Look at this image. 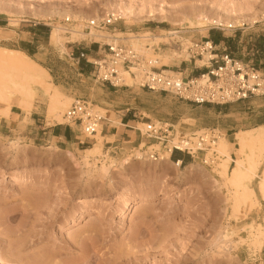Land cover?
Wrapping results in <instances>:
<instances>
[{
	"label": "rangeland",
	"instance_id": "rangeland-1",
	"mask_svg": "<svg viewBox=\"0 0 264 264\" xmlns=\"http://www.w3.org/2000/svg\"><path fill=\"white\" fill-rule=\"evenodd\" d=\"M123 6L132 8L135 18L126 17L119 8ZM263 9L264 0H0V48L26 52L67 98L58 109L50 106L41 88L27 108L19 105L17 96L6 93L0 98V107L5 108L0 114L18 105L27 114L43 113L51 126L44 134L38 127L26 128V120L16 131L0 133L1 264H48L46 258L63 264L78 260L87 248L97 253L94 264L100 256L105 260L130 250L136 257L125 258L122 264H264L261 150L255 156L260 167L247 182L254 190L249 202H237L236 187L219 177L224 163L216 148L219 143L214 148L220 155L213 165L204 164L203 155L195 161L185 157V166L193 162L190 170L175 167L171 159L153 162L134 157L148 141L143 131L153 122L170 123L177 135L218 127L227 139L224 125L245 117L236 132L264 131V96L211 104L217 111L204 109L167 92L140 88L130 71H123L124 80L117 87L100 83L94 66L78 58L82 50L100 57L101 44L117 39L148 57L161 54L156 67L188 69L187 75L206 64L205 59L191 58V46L212 40L219 55L264 69ZM110 13L122 18L101 31L88 28V20ZM55 26L60 27L59 41L51 39ZM169 30L178 33L168 34ZM155 37L159 45L153 43ZM75 98L90 101L97 113L111 118L105 127L118 129L120 140L106 135L104 125L103 137H86L78 122H68L66 113ZM230 110L234 114L227 115ZM208 121L215 125H202ZM60 127L75 134L74 147L54 136ZM95 146L100 153L91 154ZM149 146L168 155L161 144ZM236 147L232 145L233 160L238 156ZM234 164L229 165L230 177ZM103 165L108 171L102 170ZM143 197L147 198L143 205L123 211L127 201ZM93 228H97L95 239L90 236Z\"/></svg>",
	"mask_w": 264,
	"mask_h": 264
},
{
	"label": "built area",
	"instance_id": "built-area-1",
	"mask_svg": "<svg viewBox=\"0 0 264 264\" xmlns=\"http://www.w3.org/2000/svg\"><path fill=\"white\" fill-rule=\"evenodd\" d=\"M119 19L121 18L118 15L110 13L100 19L88 20L87 26L89 29L101 31L115 25ZM260 21H264V9ZM212 44V40L201 41L189 49L192 59L206 60L204 71L196 76L186 75L181 69L156 67L154 59L120 43L117 39L101 44L104 49L100 57L82 50L78 58L94 66L95 78L100 83L117 87L119 82L124 80L123 71H130L134 83L140 88L167 92L198 105H226L264 96V69L229 55L221 56L215 52ZM66 119L68 122H78L86 137L96 134L102 122L106 120L94 110L90 101L81 98L74 99L66 113ZM143 136L148 141L144 147H138L134 155L136 159L163 161L166 157L149 146L156 143L161 144L165 152L170 154V159L177 168L185 166V157L195 161L203 155L200 159L204 164H214L220 155L214 148L222 136V131L218 127L182 131L177 135L170 123L158 121L149 123L143 131ZM210 151L211 155H207ZM176 153H182L184 157H177Z\"/></svg>",
	"mask_w": 264,
	"mask_h": 264
},
{
	"label": "bare ground",
	"instance_id": "bare-ground-1",
	"mask_svg": "<svg viewBox=\"0 0 264 264\" xmlns=\"http://www.w3.org/2000/svg\"><path fill=\"white\" fill-rule=\"evenodd\" d=\"M123 7H119V8L120 9L122 8L121 12L126 17L135 18L136 13L133 11L132 8H130L128 6L127 7L123 6ZM183 14H184V12H183ZM120 18H122V17L120 16ZM213 22L214 23H220L221 21L214 19ZM255 22H257V19ZM255 22H253V23H255ZM227 23L231 26L233 25V23H231L230 21ZM59 30H60L59 26H55L54 29H52V32H51V39L52 40L59 41L58 40V38H60L59 37L60 35L58 33ZM177 33H178V31H176V30H169V32H168V34H177ZM153 43L159 45L160 44L159 39L157 37H155L153 40ZM146 48L149 50L151 47L150 48L146 47ZM133 49L137 50L135 48H133ZM151 58L154 59L155 62L157 63L161 58V54H158L157 56H154ZM156 63H154V64H156ZM155 66H157V64ZM49 78H50L49 72L43 66H41L37 61H35L32 57H30L26 52H24L22 50L8 49L5 47L0 48V98L3 96L2 94L6 95V93L8 94L7 96H9V97L17 96L19 105L23 108H27L28 106L27 107H25V106L30 105V103L35 99V96L37 95V89L41 88L44 91V93L49 97V101H50L49 103H50L51 107H53L54 109L62 108V105H64L65 102L67 101L66 100L63 102L62 100L63 99L65 100L67 98H66V96H62L61 92L59 90H57L56 88H54L52 82L49 81ZM65 107H66V105H65ZM232 114H234V113L231 110L227 113V115H232ZM101 132L103 133V124H101L100 128L98 129V134L97 135L93 134L92 136L103 137ZM224 136L220 137L219 141L217 142V143H219V144H217L218 147H216L219 150V152H222V154L224 155V163L221 165L222 171H220L218 175L222 180H225L226 182H229V184H231V186L236 187L235 189H237V190L234 193V195L236 196L235 198H236L237 202H239V201L240 202H249L248 199L254 195V192H253L254 190H251L252 188L248 187L247 182H251V180L253 179L254 175L256 174L258 168L260 167L259 166V160L258 159L256 160L255 156H256V150H261V152H259V153H264V131L261 128H256V129L247 130V131H243V130L238 131L236 133L235 141L231 142V144H229V141L226 138L224 139ZM156 145H159V144L156 143ZM232 145L237 146L236 149H237V155L238 156L234 160L231 157ZM100 150H101L100 147L95 146L91 150V154L100 153ZM165 159L169 161L170 160V154H168ZM231 161H234L235 164L233 166L232 176L230 177L228 175V169H229V165L231 164ZM192 163L189 165H186L185 169L190 170L191 167L193 166ZM208 165H213V164H208ZM100 167L105 172L108 171V169H109V167H107L105 165L100 166ZM263 175H264V173H263ZM24 181H26L27 183L29 182L28 179H26ZM23 185H26L25 182H23ZM260 186L262 189H264V182ZM262 189H260V190H262ZM263 193H264V191H263ZM167 196H168V194L165 193L164 197H167ZM82 199L83 200H81V201L86 200L85 197ZM146 199L147 198L143 197L141 199L127 201L126 206L123 209V211H127L130 207L132 208L134 204H138V206L143 205L144 204L143 202L146 201ZM96 215H98V216L102 215L101 210H96ZM91 233H92L90 235L91 237H94V239L97 238V235H98L97 234V228H93L91 230ZM75 243H76V241H75ZM91 251H89V249L87 248V250L85 252H83L81 254V256L78 258V260H76V261H73V260L67 261L66 260V262H64L63 264H81V263L83 264L84 261H85L84 264H94V262H96L95 260H98V257L96 259V255H97V253L95 254L96 251L95 252H94V250H91ZM134 254H136V253L134 251L130 250L126 253H121V254L116 253L114 256H111V257L105 256V258H106L105 260H104V258L102 260V257H104V256H100L101 257V258H99L100 262H98V263L99 264L100 263L101 264H122L123 263L122 261H124L125 258L129 259V257H131V258L136 257V255L133 256ZM138 259H139V257H138ZM45 262H48V264H49V262L51 264L53 262L55 264H61L62 263V262L60 263V261L55 260V258L54 259L46 258ZM0 264H1V262H0Z\"/></svg>",
	"mask_w": 264,
	"mask_h": 264
},
{
	"label": "crops",
	"instance_id": "crops-1",
	"mask_svg": "<svg viewBox=\"0 0 264 264\" xmlns=\"http://www.w3.org/2000/svg\"><path fill=\"white\" fill-rule=\"evenodd\" d=\"M185 73L188 71V69L184 70ZM204 71L203 68H201L198 72H190L189 74L196 76L199 75L200 73H202ZM201 107H203L204 109H214L215 111H217V106H211V104H204L201 105ZM4 107H0V111L4 110ZM223 111V110H222ZM108 112V109H107ZM42 117V119L40 118ZM107 121L113 122L111 120V118H108V116L105 117ZM245 119V117H235L232 121H230L229 124L224 125V130H225V134L226 137L228 139L229 142L231 141V138L233 135H236V130L238 129V127L243 126V120ZM27 122L26 128L31 127V128H39V132H41V130H43V133H47L50 131L51 126L48 125L46 119H44V114L43 113H39L38 111L33 110L30 114H27L24 110H20L18 109V105H13L10 110L4 114H0V133H2L3 135L11 133L16 131L18 128H20V125H23L25 121ZM42 122L41 125H38V122ZM107 121H104V127L108 126L105 125V123L107 124ZM119 124H122L123 126H129L127 123H124L123 121H121ZM202 125L205 126H209V125H215L214 121H208L206 123H202ZM106 130V135H110V136H114L115 140H120L119 138H117L118 135V129L115 131H111V129H108L107 127H105ZM104 128V130H105ZM46 130V131H45ZM27 131V129H26ZM124 134L127 135L126 132L122 133V137H124ZM55 137L58 138V140L61 142H65L67 143L69 146L74 147L77 144V138L75 136V134L72 133V131L68 128L62 129L60 127L59 131L56 132L54 134ZM82 141L79 140V143H81ZM108 142V141H107ZM177 157H184V155L182 153H176Z\"/></svg>",
	"mask_w": 264,
	"mask_h": 264
}]
</instances>
